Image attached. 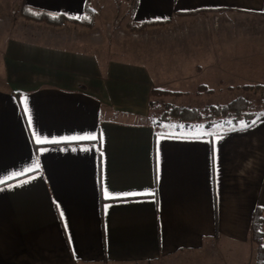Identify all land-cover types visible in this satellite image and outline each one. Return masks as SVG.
<instances>
[{
  "label": "crops",
  "instance_id": "1",
  "mask_svg": "<svg viewBox=\"0 0 264 264\" xmlns=\"http://www.w3.org/2000/svg\"><path fill=\"white\" fill-rule=\"evenodd\" d=\"M204 12L219 24L179 40L181 84L264 85V0H0V24L25 25L0 37V264L255 263L264 113L201 133L155 125L151 59L92 43L114 19L127 30Z\"/></svg>",
  "mask_w": 264,
  "mask_h": 264
},
{
  "label": "rangeland",
  "instance_id": "2",
  "mask_svg": "<svg viewBox=\"0 0 264 264\" xmlns=\"http://www.w3.org/2000/svg\"><path fill=\"white\" fill-rule=\"evenodd\" d=\"M12 13H14V11H12ZM119 22V19H114L113 21L108 22V24L105 25L106 32L104 33L91 30V32L93 31L92 43L98 45L100 41L97 39L102 38L101 45H99L103 47L108 55L121 56L130 60H144L143 62L145 63L151 59V67L154 69V73L157 72L158 80L160 81V84L157 83L160 87L158 89L169 92L152 94L151 102L155 108V116L165 104L202 107L212 103L225 104L228 100L230 101L231 98L237 96H241L251 103L258 101L259 93L242 90L238 87L234 89L224 88V90H222L221 87L213 85V93H211V91L207 92L203 88H200V85H196L197 80L195 77L188 78L186 85L181 84V77L178 73L180 70L179 68L181 67L182 52H184L183 50L186 48L183 44H179V40L183 37H186V40L187 38L195 37H207L208 40H211V35L209 36L208 34L203 33L199 34V32L196 34L193 33V31L210 32L213 28H216L219 24V15L217 13H200L194 17L191 25H152L151 31H147L146 28L143 30L120 29L119 25H117ZM4 24H0V37H2V35L13 37L21 36L19 31L21 27L23 28V26H25L16 25L14 22L13 25H8L7 27ZM85 26L92 28L93 25ZM237 28L238 35L247 33L245 31L246 28H241L240 26ZM87 32H90L89 29ZM66 34L70 33L67 31ZM74 34H78V32H75ZM168 41H172L171 46H169ZM262 49H264V44ZM141 52L146 55L145 57L147 58L142 57L143 55ZM134 53H136V55ZM171 73H176V77L171 78ZM180 90H183V92ZM173 91L180 92L181 94L174 95L172 94ZM167 122L169 123V121H164L162 123ZM243 123L244 122H238L229 126L219 125L218 127L210 128V130L234 128L243 125ZM162 127L164 128L165 126ZM169 129H174V127H169ZM181 130L183 131V129ZM207 130L208 129L205 127L199 125L189 132L201 133L206 132Z\"/></svg>",
  "mask_w": 264,
  "mask_h": 264
},
{
  "label": "trees",
  "instance_id": "3",
  "mask_svg": "<svg viewBox=\"0 0 264 264\" xmlns=\"http://www.w3.org/2000/svg\"><path fill=\"white\" fill-rule=\"evenodd\" d=\"M20 13L28 19L36 21H44L58 26L65 22L63 17H50L47 14L33 13L22 7ZM166 22H150L138 27H131V30H143L152 25H165ZM200 88L207 90L205 86ZM245 90L259 93L258 101L251 103L241 96H237L225 104H209L202 107L178 106L173 104H165L159 113L155 116L153 103L151 102V121L158 125L164 121H172L176 123L178 129L193 130L196 127L203 126L205 128L218 127L219 125H234L238 122H244L246 126L250 125L252 120L264 113V85L244 86ZM169 93L166 90L158 88L151 89V94ZM172 94H181L173 91ZM264 216L263 209L257 207L252 219V239L256 244V255L254 264H264Z\"/></svg>",
  "mask_w": 264,
  "mask_h": 264
},
{
  "label": "snow or ice",
  "instance_id": "4",
  "mask_svg": "<svg viewBox=\"0 0 264 264\" xmlns=\"http://www.w3.org/2000/svg\"><path fill=\"white\" fill-rule=\"evenodd\" d=\"M31 123V122H30ZM253 124H255V121H253L252 122ZM220 137H218V139H219ZM90 139H96V137L95 136H93V137H90ZM36 142L38 143V144H42V143H45L46 141H42V140H39V139H37L36 140ZM141 194H143V195H152V193H125V194H123V195H125V196H128V195H141ZM107 191H106V198H107Z\"/></svg>",
  "mask_w": 264,
  "mask_h": 264
},
{
  "label": "built area",
  "instance_id": "5",
  "mask_svg": "<svg viewBox=\"0 0 264 264\" xmlns=\"http://www.w3.org/2000/svg\"><path fill=\"white\" fill-rule=\"evenodd\" d=\"M216 18V17H215ZM217 19V18H216Z\"/></svg>",
  "mask_w": 264,
  "mask_h": 264
}]
</instances>
